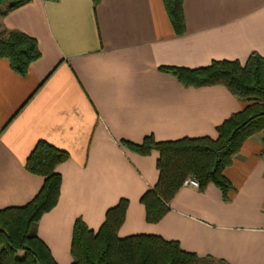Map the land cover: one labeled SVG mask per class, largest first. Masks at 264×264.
I'll return each mask as SVG.
<instances>
[{
	"label": "crops",
	"instance_id": "0c3cea01",
	"mask_svg": "<svg viewBox=\"0 0 264 264\" xmlns=\"http://www.w3.org/2000/svg\"><path fill=\"white\" fill-rule=\"evenodd\" d=\"M183 14L182 35L162 0H30L0 16V29L34 38L40 52L24 77L0 58V209L41 188L43 177L24 167L38 141L66 151L57 203L34 227L56 264L72 263L75 220L97 232L120 199L119 238L156 235L217 264H264V131L224 169L227 201L212 184L181 186L161 220L145 219L140 197L157 182L158 153L121 141L215 139L248 104L220 85L184 87L159 67L264 60V0H183Z\"/></svg>",
	"mask_w": 264,
	"mask_h": 264
},
{
	"label": "trees",
	"instance_id": "16d2710c",
	"mask_svg": "<svg viewBox=\"0 0 264 264\" xmlns=\"http://www.w3.org/2000/svg\"><path fill=\"white\" fill-rule=\"evenodd\" d=\"M30 0H0V16L27 4ZM58 1V0H45ZM95 7L101 0H91ZM169 22L177 35L185 32L183 0H162ZM5 6L4 9L1 7ZM0 58L10 69L24 77L30 65L40 58L37 41L18 30L0 34ZM184 87L220 85L234 97L247 101L216 127L215 139L209 137L156 141L145 136L140 143L121 141L138 155L158 153L155 185L140 197L148 223H157L169 211V204L183 181L191 177L199 189L212 184L228 200L231 183L223 175L243 143L264 131V60L251 53L244 64L237 60H218L199 68L159 67ZM69 154L45 141H38L25 161V169L43 177L37 194L26 204L0 209V264H56L49 250L34 232L40 217L57 203L61 176L56 167ZM128 201L120 199L105 213L97 232L88 229L81 219L73 224L71 264H215L212 257H199L182 250L176 241L156 235H133L119 238L117 231L125 219ZM221 263V261H218Z\"/></svg>",
	"mask_w": 264,
	"mask_h": 264
},
{
	"label": "built area",
	"instance_id": "2783aa9c",
	"mask_svg": "<svg viewBox=\"0 0 264 264\" xmlns=\"http://www.w3.org/2000/svg\"><path fill=\"white\" fill-rule=\"evenodd\" d=\"M182 186H191L193 188H199V183L197 180L191 178V177H188L186 178L184 181H183V184Z\"/></svg>",
	"mask_w": 264,
	"mask_h": 264
},
{
	"label": "rangeland",
	"instance_id": "374dc122",
	"mask_svg": "<svg viewBox=\"0 0 264 264\" xmlns=\"http://www.w3.org/2000/svg\"><path fill=\"white\" fill-rule=\"evenodd\" d=\"M1 8L4 9L5 6H2ZM2 32H3V29H0V34H1ZM263 155H264V152H263ZM215 264H217V263H215Z\"/></svg>",
	"mask_w": 264,
	"mask_h": 264
}]
</instances>
